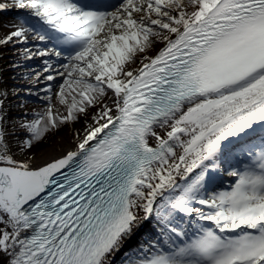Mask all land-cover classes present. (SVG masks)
I'll list each match as a JSON object with an SVG mask.
<instances>
[{
  "label": "snow or ice",
  "instance_id": "obj_1",
  "mask_svg": "<svg viewBox=\"0 0 264 264\" xmlns=\"http://www.w3.org/2000/svg\"><path fill=\"white\" fill-rule=\"evenodd\" d=\"M0 264H264V0H0Z\"/></svg>",
  "mask_w": 264,
  "mask_h": 264
},
{
  "label": "rangeland",
  "instance_id": "obj_2",
  "mask_svg": "<svg viewBox=\"0 0 264 264\" xmlns=\"http://www.w3.org/2000/svg\"><path fill=\"white\" fill-rule=\"evenodd\" d=\"M35 66V65H34Z\"/></svg>",
  "mask_w": 264,
  "mask_h": 264
}]
</instances>
